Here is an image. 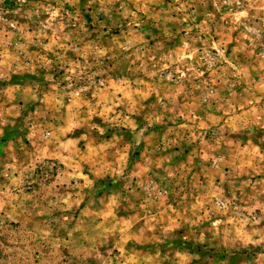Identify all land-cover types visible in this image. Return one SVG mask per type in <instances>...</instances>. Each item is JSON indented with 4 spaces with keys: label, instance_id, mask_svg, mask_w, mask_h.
Returning a JSON list of instances; mask_svg holds the SVG:
<instances>
[{
    "label": "rangeland",
    "instance_id": "obj_1",
    "mask_svg": "<svg viewBox=\"0 0 264 264\" xmlns=\"http://www.w3.org/2000/svg\"><path fill=\"white\" fill-rule=\"evenodd\" d=\"M0 264H264V0H0Z\"/></svg>",
    "mask_w": 264,
    "mask_h": 264
}]
</instances>
